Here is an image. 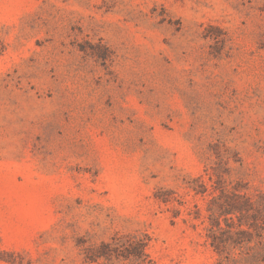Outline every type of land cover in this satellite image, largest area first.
<instances>
[{
  "label": "rangeland",
  "instance_id": "1",
  "mask_svg": "<svg viewBox=\"0 0 264 264\" xmlns=\"http://www.w3.org/2000/svg\"><path fill=\"white\" fill-rule=\"evenodd\" d=\"M263 202L264 0H0V264H219L213 218Z\"/></svg>",
  "mask_w": 264,
  "mask_h": 264
},
{
  "label": "trees",
  "instance_id": "2",
  "mask_svg": "<svg viewBox=\"0 0 264 264\" xmlns=\"http://www.w3.org/2000/svg\"><path fill=\"white\" fill-rule=\"evenodd\" d=\"M230 206L221 215L213 218L210 228V245L220 257L219 264H237L232 252L237 247L243 248L245 244L251 242L253 231L260 239V247L251 257L255 264H264V202L256 214H249V210L244 213L237 205ZM148 249L149 239L146 236L116 235L110 242L88 247L85 251V263L156 264ZM245 254L250 256V249Z\"/></svg>",
  "mask_w": 264,
  "mask_h": 264
}]
</instances>
